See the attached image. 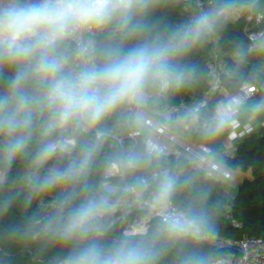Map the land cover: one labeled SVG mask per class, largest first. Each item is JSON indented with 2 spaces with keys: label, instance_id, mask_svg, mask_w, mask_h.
Returning <instances> with one entry per match:
<instances>
[{
  "label": "clouds",
  "instance_id": "obj_1",
  "mask_svg": "<svg viewBox=\"0 0 264 264\" xmlns=\"http://www.w3.org/2000/svg\"><path fill=\"white\" fill-rule=\"evenodd\" d=\"M241 19L264 0H0V264H222L217 177L264 125V29L219 49Z\"/></svg>",
  "mask_w": 264,
  "mask_h": 264
},
{
  "label": "trees",
  "instance_id": "obj_2",
  "mask_svg": "<svg viewBox=\"0 0 264 264\" xmlns=\"http://www.w3.org/2000/svg\"><path fill=\"white\" fill-rule=\"evenodd\" d=\"M200 3L207 6V0H200ZM188 11L183 3L173 7L162 8L155 15L173 25L184 22L188 17ZM246 29L259 31L264 29L263 22L256 27L241 19L230 24L221 34L219 49L223 52L231 51L232 44L238 40L248 41ZM201 64L211 62L212 57L209 50L195 53L192 58ZM200 89L185 91L174 98L173 103L179 107L190 104L199 98ZM236 156L234 159L225 158V163L234 171L251 173V178H245L238 192L233 199L226 197L223 184L220 183L213 193L214 199L221 204V212L217 221L219 237L236 242L245 238H254L264 242V127L249 136H245L235 142ZM22 167L20 162L13 165L12 174ZM36 206L33 205V208ZM25 216L19 203L14 204L9 211L0 218V235L3 234L6 226L16 224ZM235 221L240 227L235 228L232 224ZM222 259L229 257L236 252L231 248L218 249ZM58 249H51L48 255L54 254ZM12 264H32V252L18 246H11Z\"/></svg>",
  "mask_w": 264,
  "mask_h": 264
},
{
  "label": "built area",
  "instance_id": "obj_3",
  "mask_svg": "<svg viewBox=\"0 0 264 264\" xmlns=\"http://www.w3.org/2000/svg\"><path fill=\"white\" fill-rule=\"evenodd\" d=\"M247 22L250 24H254L256 27H258L263 22V20L256 21L253 19V20H247ZM253 32L256 31H252L251 29H246L247 39ZM181 107L182 106L177 107V110H179ZM165 131L167 130L161 129V132H165ZM253 133L254 131L245 136H249ZM229 139H232V137L230 136ZM240 139L241 138L239 137L234 139L232 141V144H235V142ZM178 147L180 148V150L187 152L191 150L192 145L182 143ZM225 156L229 159H234L236 156V148L232 147L231 151L227 152ZM226 166L229 169V172H225L223 177L218 176L217 179L220 180L221 183H232L235 181L234 178L235 172L227 164ZM232 224L235 228L240 227L235 221H232ZM214 246L217 247L218 249L231 248L236 251L234 252V254L230 255L229 257L222 259V264H264V242H262L261 240H257L254 238H245L244 240L241 241L230 242L219 237L216 241H214Z\"/></svg>",
  "mask_w": 264,
  "mask_h": 264
},
{
  "label": "crops",
  "instance_id": "obj_4",
  "mask_svg": "<svg viewBox=\"0 0 264 264\" xmlns=\"http://www.w3.org/2000/svg\"><path fill=\"white\" fill-rule=\"evenodd\" d=\"M264 125H261L259 128H257L256 130H254V132H256L258 129H260L261 127H263ZM186 144H188V143H186ZM232 147H234L235 148V144H232ZM225 158H227L226 156H224V159ZM235 172V175H234V178H235V181L234 182H232V183H222L223 184V189H224V185L225 184H229V185H236V187L238 186H240V184L242 183V181L245 179V178H251V173L249 172V173H247V174H244V173H241L240 171H234ZM244 176V178H243V176ZM221 183V182H220ZM224 192H225V190H224ZM225 195H226V197H228L229 198V196H228V194L227 193H225ZM236 196V195H235ZM235 196H233V197H231V198H229V199H233Z\"/></svg>",
  "mask_w": 264,
  "mask_h": 264
},
{
  "label": "rangeland",
  "instance_id": "obj_5",
  "mask_svg": "<svg viewBox=\"0 0 264 264\" xmlns=\"http://www.w3.org/2000/svg\"><path fill=\"white\" fill-rule=\"evenodd\" d=\"M243 176V175H242ZM244 178V176H243ZM224 190H225V193L228 194L229 198L235 196L238 192V186L236 187V185H229V184H225L224 185Z\"/></svg>",
  "mask_w": 264,
  "mask_h": 264
}]
</instances>
